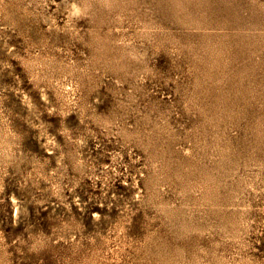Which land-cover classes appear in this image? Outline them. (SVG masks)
Here are the masks:
<instances>
[{
	"label": "rangeland",
	"instance_id": "1",
	"mask_svg": "<svg viewBox=\"0 0 264 264\" xmlns=\"http://www.w3.org/2000/svg\"><path fill=\"white\" fill-rule=\"evenodd\" d=\"M0 67V264H264V0H0Z\"/></svg>",
	"mask_w": 264,
	"mask_h": 264
},
{
	"label": "bare ground",
	"instance_id": "2",
	"mask_svg": "<svg viewBox=\"0 0 264 264\" xmlns=\"http://www.w3.org/2000/svg\"><path fill=\"white\" fill-rule=\"evenodd\" d=\"M75 1V0H74ZM71 5V4H70ZM81 5V4H80ZM72 7V6H71ZM81 11V7L77 4L74 3L73 7H72V12L76 13ZM51 17V15H50ZM52 24V22H50ZM56 24V23H55ZM54 25V24H53ZM52 27V26H50ZM4 49H6V51L8 53L13 54L14 56H16V51L13 48V45L6 39L4 40ZM2 61V60H1ZM25 63L30 66L31 68H35L36 66H41V65H47V67H51V68H57L62 70V72L64 71H70L72 69V65L69 63H63V61H60L59 59H57L56 57H53L52 53L50 54V52L48 51H44L43 54H36L33 57H30L29 59H27L25 61ZM4 65H7L6 63H3ZM9 66H12V64L9 62L8 63ZM4 67V66H3ZM13 67V66H12ZM8 69V68H7ZM14 69V68H13ZM72 71V70H71ZM0 72H1V67H0ZM1 75V74H0ZM1 83V81H0ZM7 83V82H5ZM1 85V84H0ZM6 85V84H4ZM7 88V87H6ZM42 98L44 101H46L47 103H51V99L48 95L47 92L43 91L42 92ZM21 100L23 104L28 105L30 110L32 111L31 113L36 112V105L32 99V97L26 92L23 91ZM3 129V128H2ZM9 138V137H8ZM81 141V140H80ZM87 141L86 140H82L79 144L80 145H84L86 144ZM46 149L48 150V152L53 153L54 156H57V159L59 161H61L62 157L65 155L64 151H56L57 147H60L61 144L59 143V141L57 139L52 138L51 136H47V140L45 143ZM85 148V147H84ZM8 153V152H7ZM1 157V156H0ZM3 162V161H2ZM17 164V163H16ZM54 173V172H53ZM76 197V196H75ZM18 202V201H17ZM82 205L80 204V207ZM25 208V206H24ZM26 213V212H24ZM21 214H23V207L16 203V207H15V215L16 217L20 216ZM99 214L97 213L96 216H98ZM101 215V214H100Z\"/></svg>",
	"mask_w": 264,
	"mask_h": 264
}]
</instances>
